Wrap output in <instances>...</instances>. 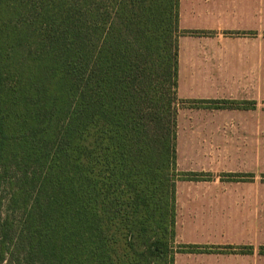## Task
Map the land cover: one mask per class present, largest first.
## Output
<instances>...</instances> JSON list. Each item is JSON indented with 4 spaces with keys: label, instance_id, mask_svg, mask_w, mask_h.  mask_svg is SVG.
I'll use <instances>...</instances> for the list:
<instances>
[{
    "label": "trees",
    "instance_id": "16d2710c",
    "mask_svg": "<svg viewBox=\"0 0 264 264\" xmlns=\"http://www.w3.org/2000/svg\"><path fill=\"white\" fill-rule=\"evenodd\" d=\"M178 16L179 0H0V263L195 248L175 245Z\"/></svg>",
    "mask_w": 264,
    "mask_h": 264
},
{
    "label": "crops",
    "instance_id": "0c3cea01",
    "mask_svg": "<svg viewBox=\"0 0 264 264\" xmlns=\"http://www.w3.org/2000/svg\"><path fill=\"white\" fill-rule=\"evenodd\" d=\"M178 28L177 98L264 99V71L245 69L264 62V0H179ZM257 119L235 107L178 111L175 170L211 177L175 183V245L195 248L176 252L173 264H264V182L222 176L264 174V150L248 136L217 131Z\"/></svg>",
    "mask_w": 264,
    "mask_h": 264
},
{
    "label": "rangeland",
    "instance_id": "374dc122",
    "mask_svg": "<svg viewBox=\"0 0 264 264\" xmlns=\"http://www.w3.org/2000/svg\"><path fill=\"white\" fill-rule=\"evenodd\" d=\"M229 36H239L241 33L237 32H225ZM245 69L248 70H262L264 71V62H257V63H249L248 67H245ZM219 107L225 106L230 108H236L240 110L241 116H249L252 117L255 115L256 120L255 125L246 124V125H238V126H232V127H217L218 130H222L223 132H229V133H235L240 135H245L250 137V139H254L256 142V149L263 152L264 150V99L261 101H218ZM190 106H205L208 108L215 109L214 104H208V103H200L199 101H187V100H180L177 98V101L175 103L176 108V121H177V113L178 111H183L184 109H187V107ZM214 107V108H213ZM245 111V112H244ZM255 113V114H254ZM176 130H177V124H176ZM216 131V132H217ZM211 133V131L209 132ZM176 141V138H175ZM179 177L176 176L177 180L180 179H186V180H207L209 176L207 174H184L179 173L176 171ZM223 179L225 181H256V182H264V174L257 173V174H224L222 175ZM176 180V181H177ZM4 212V211H2ZM0 264H8L6 260L1 262Z\"/></svg>",
    "mask_w": 264,
    "mask_h": 264
}]
</instances>
